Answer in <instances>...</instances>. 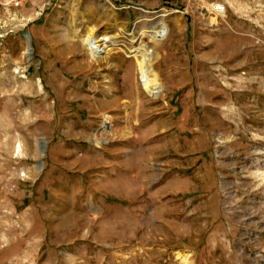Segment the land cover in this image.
I'll use <instances>...</instances> for the list:
<instances>
[{
	"label": "rangeland",
	"instance_id": "1",
	"mask_svg": "<svg viewBox=\"0 0 264 264\" xmlns=\"http://www.w3.org/2000/svg\"><path fill=\"white\" fill-rule=\"evenodd\" d=\"M0 264H264V0H0Z\"/></svg>",
	"mask_w": 264,
	"mask_h": 264
},
{
	"label": "bare ground",
	"instance_id": "2",
	"mask_svg": "<svg viewBox=\"0 0 264 264\" xmlns=\"http://www.w3.org/2000/svg\"><path fill=\"white\" fill-rule=\"evenodd\" d=\"M83 44L88 47V50L90 51V55L92 58H105L106 54L110 49H113L110 47V42L107 40L99 39L98 34L93 28H89L86 33L84 34L82 38ZM30 49V48H28ZM137 56H139V59H141V54L137 53ZM110 118L109 115H105V122L104 127L105 129L111 125L110 124ZM104 234V233H103ZM102 235V234H100ZM104 236V235H102ZM178 258H181L183 262H186L188 259L187 255L178 254ZM176 260V259H175Z\"/></svg>",
	"mask_w": 264,
	"mask_h": 264
}]
</instances>
